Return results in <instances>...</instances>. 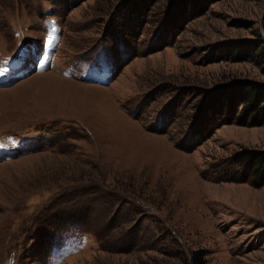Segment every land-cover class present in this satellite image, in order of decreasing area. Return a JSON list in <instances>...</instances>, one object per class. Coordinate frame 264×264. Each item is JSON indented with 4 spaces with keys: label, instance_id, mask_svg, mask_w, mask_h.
<instances>
[{
    "label": "rangeland",
    "instance_id": "obj_1",
    "mask_svg": "<svg viewBox=\"0 0 264 264\" xmlns=\"http://www.w3.org/2000/svg\"><path fill=\"white\" fill-rule=\"evenodd\" d=\"M201 10L0 0V264H264V122L177 147L204 94L264 85V0Z\"/></svg>",
    "mask_w": 264,
    "mask_h": 264
},
{
    "label": "trees",
    "instance_id": "obj_2",
    "mask_svg": "<svg viewBox=\"0 0 264 264\" xmlns=\"http://www.w3.org/2000/svg\"><path fill=\"white\" fill-rule=\"evenodd\" d=\"M217 1L219 0H169L170 14L186 15L191 9H203L201 11H204L206 6ZM234 55L235 53L232 58ZM252 55L251 53L244 55V60L253 58ZM237 107H240L239 111ZM197 113L192 127L182 134L183 139L177 144L181 150L186 151L190 144L194 147L205 140L216 126L215 122L223 124L235 120L239 125L258 126L262 124L264 122V85L250 82L235 83L222 90L210 91L204 94ZM212 114L223 116V118L204 121L203 128H199L201 124L198 121L199 118L206 120V117ZM238 160L241 171L251 182L253 181L252 183L260 185L264 182V151H245L238 156ZM231 170L229 166L228 172Z\"/></svg>",
    "mask_w": 264,
    "mask_h": 264
},
{
    "label": "bare ground",
    "instance_id": "obj_3",
    "mask_svg": "<svg viewBox=\"0 0 264 264\" xmlns=\"http://www.w3.org/2000/svg\"><path fill=\"white\" fill-rule=\"evenodd\" d=\"M41 78H43V77H41ZM47 78H49V80H50V76L49 77H47ZM58 80H60V79H58ZM63 81V80H62ZM64 83V82H63ZM72 84V83H71Z\"/></svg>",
    "mask_w": 264,
    "mask_h": 264
}]
</instances>
